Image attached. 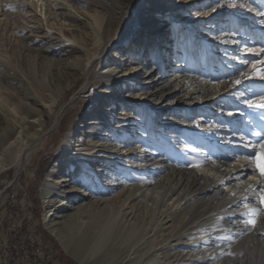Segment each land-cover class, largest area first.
I'll return each mask as SVG.
<instances>
[{
    "label": "bare ground",
    "instance_id": "obj_1",
    "mask_svg": "<svg viewBox=\"0 0 264 264\" xmlns=\"http://www.w3.org/2000/svg\"><path fill=\"white\" fill-rule=\"evenodd\" d=\"M54 1L31 0L27 6L38 14L34 15L35 20L40 21L42 17L47 21L46 18L54 16L55 23L49 19L47 28L78 46L73 50L72 60L54 68L56 82L69 81L63 88L51 84L48 69L52 64L47 63L49 65L44 67V59L35 61L32 58L24 64V77L11 65L0 62V175L29 161L43 141L44 128L60 93L68 91L99 60L101 72L97 84H102L106 90L111 85L128 88L129 103L147 109L144 124L148 131L151 129L153 140L166 137L170 143L176 144V139L182 138L181 129L194 135L195 140L188 148L186 142L181 148L177 145L184 158L176 161L180 164L170 165L169 161L154 156L155 152L149 151L150 155H145L144 145L133 150L124 146L125 151H122L119 143L112 144V139L124 129L119 123L111 124L105 131L100 130L102 125L94 120L87 124L92 125L87 131H72L58 147L57 159L46 172L41 187L45 229L59 242L63 251L80 264H85L86 259L107 245L109 248L104 250L98 264H264V213L256 218L254 228L246 223V213L264 208L260 201V194L264 191V179L261 178L264 149L254 150L250 146L249 149L255 152L253 159L238 154L248 146V139L244 137L243 146L238 145L236 140L241 141V135L235 133L237 126L251 112L246 102L250 101L249 95L243 92L245 95L236 98L237 90L255 88V83L264 81V15L259 16L256 9L245 10V14L233 13L227 5L223 9L224 2L218 5L220 0H157L152 5L149 0H59L57 4ZM207 2L217 7L208 13H192V19L185 18L184 25L189 41L193 40L191 35L197 29L210 32L209 38L202 33L199 41L211 53L214 64H226L221 66L224 65L231 77L218 84L187 75L186 69L193 61L187 63V67L181 66V53L175 49L174 32L182 15ZM63 4L90 21V26L78 25L75 18L53 12ZM21 7L26 5L21 3L17 8ZM146 15H150L149 21L143 20ZM218 16L224 18L216 25ZM226 19L234 20L237 27L248 30L247 34L251 32L252 39L245 35L220 33L228 28L230 22ZM152 20L155 22L151 23ZM167 21L171 23H165ZM204 21H210L209 26L200 29ZM169 26L172 37L168 38ZM26 29L12 28V32L21 35L16 39L18 51L44 42L24 39ZM214 29L221 31L215 35L211 33ZM249 39L252 42L259 39L262 43L254 45L250 41L248 48L239 43ZM152 47L160 56L151 60L155 64H149L142 71L140 61ZM235 47L238 52L232 55ZM113 48L125 53L124 61L120 62L122 69L117 73V64L110 58ZM171 52L174 61L166 79L172 82L157 84ZM47 53L59 54L55 50ZM12 56L9 55L8 60L18 63L21 55L12 53ZM243 64L248 67L245 73L241 72ZM234 80H240V84L233 85ZM256 93L253 91L252 95ZM101 95L109 94L105 91ZM227 99L233 104L230 111H223L222 104ZM251 101L259 103L260 97ZM181 110H185L190 118L194 117L193 123L186 121L183 125L176 120ZM222 136L226 141L233 140L223 144ZM215 147L217 152L205 156V149ZM169 152H166L168 159L171 158ZM134 157L138 162L133 166L118 163ZM227 157L230 162H226ZM193 164L202 167L194 168ZM121 166L127 172L126 180L129 178L135 182L131 188L130 185L124 187L126 183L116 179ZM245 196L247 201L243 199ZM145 209H149V215L138 217ZM117 219L122 222L114 232ZM153 222L155 226L151 230ZM80 227H83L82 235L76 238ZM155 229L160 231L151 234ZM225 236L231 239L221 238ZM196 245L200 246L201 259L193 257V252L190 254ZM228 252L232 255H225Z\"/></svg>",
    "mask_w": 264,
    "mask_h": 264
},
{
    "label": "rangeland",
    "instance_id": "obj_2",
    "mask_svg": "<svg viewBox=\"0 0 264 264\" xmlns=\"http://www.w3.org/2000/svg\"><path fill=\"white\" fill-rule=\"evenodd\" d=\"M156 2L157 0H149L150 5ZM222 2H224L223 9H225V5H227L229 6L230 10H232V12H235L236 14H245L246 12L244 11H249V8L256 9V11H258L259 13L264 12V0H235V7L231 6L233 0H220L218 5H220ZM0 3V62H5L9 66L11 65V67L16 70L21 77H24V74L22 72L24 70L23 68L25 67L24 64L31 61L32 58H34L35 61H42L44 59V67H47V65H49L47 63L52 64L51 68L48 69V79L50 83L56 85L59 88H63L69 81V79L66 81L62 80L60 82H56V77H54V68H59L60 66L67 64L70 60H72L71 58L74 55L73 50H75L78 46L75 43L64 38L60 33L47 28L46 22L49 19L51 23H55L54 16L46 18L48 19L47 21H44L42 17L40 21L35 20L33 17L35 14H38L30 11L31 8L29 6L31 0H0ZM21 3L25 4L26 7L17 8L21 5ZM54 3H60V1L56 0L54 1ZM241 4H245L247 6L241 7ZM215 6L216 5H213L212 2H207L204 5L196 6L193 10L187 11L185 15H182V21H178V29L176 30V32H174L176 46L175 49H178V51L181 53V66L185 67L187 63L193 61V64H190L191 66L186 69V74L191 76L195 75L200 79V81H206L210 84H218L221 81H228L231 78L229 77L228 72L223 68V66L226 64L221 63L224 64L222 66L221 64H214L215 62L212 59L213 57L211 56V53H208L205 50L204 46L200 43L199 36H201L202 33H206V31L202 30V32H200L199 29H197L196 33L191 35L192 37H194L193 40L189 41V33H186L184 22L185 18L187 17L189 18V20L192 19V13H196L198 15L205 12L208 13L211 12ZM67 8L66 5L63 4L62 7L59 6L58 10L55 9L53 12L56 14H64L75 18L77 20L76 24L78 25H81V23H85L86 26H90V21L85 20L84 17L80 16L72 8ZM238 10L239 12L237 13ZM17 12L18 14H16ZM7 14H15V17L11 18L10 15H8V17ZM258 15L261 16L260 14ZM149 18L150 15H146L143 20L149 21ZM221 18L223 19L224 17L218 16L216 18V20L218 19V21H216L218 22V24L216 25H219V22H221L222 20ZM226 21L228 22L229 19H226ZM153 22L155 21L152 20L151 23ZM160 22L162 21H159V23ZM168 22L169 24L171 23L170 21H167L165 23ZM209 22L210 21H204L200 29L209 26ZM229 22L230 23L228 25V28H225V30L220 33H228L229 35L234 36L239 35L240 37L247 36L248 38L250 37V39H252L253 36L251 35L253 34L250 35L251 32L247 34L248 30L243 31L241 28L237 27L234 20L231 21L230 19ZM18 25H23V27H17ZM65 25H68V23L66 22ZM24 27L27 28L26 32L23 33L22 36L24 39H27L28 41L37 40L44 42H41L40 45H29L25 48V50L21 49L20 51H18L19 48L17 47L16 39H18L21 35L17 33V31L12 32V28L14 30L16 28H18V30H22ZM195 28H193L194 32ZM218 31L221 30L214 29V32L211 33L217 35L219 33ZM209 33V31L206 33V37L209 35ZM169 37H172L170 26L168 27V38ZM250 39L248 41H240L239 43L243 44L244 48H248L247 44L251 41ZM251 43L254 45H260L262 42L259 39H255V41H251ZM189 49L191 50V53L189 52ZM236 49L237 47L234 48L232 55L238 52V50ZM48 50L58 51L59 54L48 55ZM12 53L21 55V57H19L18 59V63H12L8 60L7 57L9 55L13 58ZM123 53L124 51H119L117 49L115 50L113 48V51L110 54L111 60H113L117 64L116 73L121 71L122 69L120 62L124 61L125 53ZM155 53V47H152L150 53L146 54L144 56V59L142 58L143 60L140 61L141 66L139 65L142 71L146 70L149 64H155V61L151 60L155 58L157 60L160 56V53L158 55ZM172 56L173 52L169 54L165 70L160 75V80H158L157 84H171L172 81H168L166 78L169 74V68L173 66L171 65L174 61ZM126 63L127 62H125L124 65H126ZM153 68H156V66H153ZM247 69L248 67L243 64L241 72L245 73L247 72ZM99 72H101V61L98 60L95 62L93 67L85 73V75H82L80 79L77 80L78 82L76 81V83L72 85V87L68 91L60 93L55 110L53 111V113H51L44 128L43 141L32 153L29 161L18 169L12 167L0 175V264H33L26 262V257H28V252L31 253L32 251H34L35 247H31L28 241H24L19 238L21 233L25 231L26 225L31 226V232H26V235L31 234L32 237L37 236L40 233L41 235H46V237L55 246L58 257L66 261V264H80L77 260L73 259L67 253H65L59 242L45 229V226L43 224V214L45 213V206L41 199V187L44 183L46 172L57 159L58 147L62 143H64L65 140H67L69 133H71L72 131L78 129L80 133H83V131L85 132L89 127H92L91 124L87 125L89 121L93 122L94 120L95 122H100V124L102 125V129L100 128V130L105 131V128L110 126L111 124L119 123L124 128L123 131L120 132V134L125 136L121 137L122 135L119 134L118 137L112 139V144L119 143V147H121V149L125 146L126 149L130 150H133V148L136 146L144 145L146 147V153H144L145 155H150V153H148L149 151L155 152L154 156L159 157L158 159L160 160L164 159L169 161L170 165L180 164L181 162L176 161L183 160L184 158L182 152L177 149V145L179 148H181V144L184 142L187 143V148L193 145L195 140L193 138L194 135H190L185 131V129H181L180 136H182V138L178 137L176 139V144L170 143V141L167 140L166 137H159L160 139L153 140L151 138V129L148 131L147 127H145L144 124L146 121L147 109L142 105L129 103V101L127 100V96L130 95V90L128 88L120 89L119 85H116L115 87L111 85L106 90V88L103 87L102 84H97V76ZM119 75L120 74H117V76ZM263 83H255V88L246 87L243 89V91L237 90L236 98L239 97V93L243 92H245L246 95H249L250 101L257 97L261 98L262 96H264ZM105 91L106 94L109 95L104 97V95L101 94ZM253 91L257 92L255 96L252 95ZM35 97L37 99V96ZM236 102L240 101H237L236 99ZM260 102L261 100L259 101V103ZM231 104H233L231 103V100L227 99L222 104V109H224L223 111H230ZM40 105L43 107V102H41ZM119 113H124L125 115H119ZM129 116H131L132 119H127ZM262 116H264V109L251 108V112H249L245 117L247 121L244 122V119L237 126L235 131L236 135H241L240 138L245 137L248 139L246 143L248 146L241 150L238 149V154L240 153V155H246L248 159H253L255 157L254 150L256 148H258L260 151L262 150V148L264 149V147H262V145H264V118H262ZM192 118L194 119V117L190 118L189 116H187L185 110H181L176 120L178 122L181 121L183 125H186V121H188L190 124L193 123ZM109 119H113V121L110 122ZM168 121H171V119H168ZM254 133H257L258 135H255ZM224 136L226 135L224 134ZM224 136H222V143L224 142L223 144L229 142L230 140H233L232 138H230L229 141H226V137L228 138V136ZM80 137L83 138V136ZM240 140L241 141L236 140V142L238 145L243 146V142H245V139ZM250 146L254 148V150H250ZM216 147L215 149L212 148V150L211 148L205 149V156H208L209 152H217ZM167 150L171 151L169 152L171 157L169 159L167 158L168 155L166 154ZM122 151L125 150L122 149ZM224 154H226V152ZM230 161L231 159H228L227 157L226 162ZM137 162V157H134L130 158L129 160H125L124 162L123 160L119 161L118 163L122 166L130 167L133 166L132 164H136ZM122 166L120 173H117L118 175L116 179H120L121 183H126L124 187H128L130 185L131 188L132 185L135 184V182L130 181L131 179L129 178L128 180H126L127 172L123 170ZM184 167L188 166L184 164ZM103 180H105V178H103L102 181ZM67 184L68 183L64 185ZM99 188L104 189L101 187ZM150 204L152 203L150 202L149 205ZM36 209H38V211H36ZM141 211L142 212L139 213L140 215H138V217L149 215V209ZM59 215L62 214L60 213ZM121 222L122 221L119 219L116 220V224L113 229L114 232L118 225L121 224ZM154 226L155 222L152 223L151 230L154 228ZM82 229L83 227H80L78 229L76 238H79V236L82 235ZM159 231L160 230L155 229L151 234H157ZM33 232H35V234H32ZM196 246L197 248L191 250L190 254L193 252V257L197 256V259H201L202 252L199 249L200 246ZM107 248H109V245L105 246V249ZM105 249L93 253L91 258L86 259L85 264H98ZM41 254L43 257L50 259L46 251L44 252L42 250ZM57 255H52V257L56 264H60V259H57Z\"/></svg>",
    "mask_w": 264,
    "mask_h": 264
},
{
    "label": "snow or ice",
    "instance_id": "obj_3",
    "mask_svg": "<svg viewBox=\"0 0 264 264\" xmlns=\"http://www.w3.org/2000/svg\"><path fill=\"white\" fill-rule=\"evenodd\" d=\"M231 6L232 7H235L236 6L235 0H233ZM246 6L247 5H245V4H241V7H246ZM249 11H254V9L249 8ZM259 14L260 15H264V12H260ZM239 84H240V80H234L233 81V85H239ZM238 96H243V93H239ZM260 100H261L260 103H253L252 101H246V102L248 103V106L250 108L264 109V96H262L260 98ZM228 114L229 115H232L231 112H229ZM262 118H264V116H262ZM254 134L255 135H258L257 133H254ZM241 139H243V138H241ZM262 147H264V145H262ZM192 167H194V168H200V167H202V165H200V164H193ZM236 178L239 179V177H236ZM261 178L264 179V173H262ZM221 183H224V181H221ZM233 195H234V193H233ZM243 199L245 201H247L248 198H247V196H245ZM260 201H261L262 204H264V191H262L261 194H260ZM244 206L247 207V203H245ZM261 213H264V208H261L259 211H257V210L254 209V210L246 213V215L248 217V219L246 220V223L248 225H250L251 227L254 228L256 226V218ZM214 230H216V229H214ZM262 235H264V234H262ZM221 238L222 239H227V240H230L231 239L230 236H225V237H221ZM225 255H232V253L231 252H228V253H225Z\"/></svg>",
    "mask_w": 264,
    "mask_h": 264
},
{
    "label": "built area",
    "instance_id": "obj_4",
    "mask_svg": "<svg viewBox=\"0 0 264 264\" xmlns=\"http://www.w3.org/2000/svg\"><path fill=\"white\" fill-rule=\"evenodd\" d=\"M31 226L26 225V229L23 233H21L20 235V239L24 240V241H28L29 245L31 247H35L34 251H32L31 253L28 252V257H26L28 263H33V264H54V260L52 257V254H50L48 251V258H45L42 256L41 252H42V246H41V240L39 238V234L37 236H33L31 234L26 235V232H31L30 231ZM32 234H35V232H33Z\"/></svg>",
    "mask_w": 264,
    "mask_h": 264
},
{
    "label": "crops",
    "instance_id": "obj_5",
    "mask_svg": "<svg viewBox=\"0 0 264 264\" xmlns=\"http://www.w3.org/2000/svg\"><path fill=\"white\" fill-rule=\"evenodd\" d=\"M40 232V231H39ZM39 238L41 240V246H42V250L48 251L49 253H52V255L56 256L57 255V251L55 249V246L52 244V242L46 237V235L41 233L39 234ZM57 259H60V264H66V261H64L63 259L59 258L57 255Z\"/></svg>",
    "mask_w": 264,
    "mask_h": 264
},
{
    "label": "trees",
    "instance_id": "obj_6",
    "mask_svg": "<svg viewBox=\"0 0 264 264\" xmlns=\"http://www.w3.org/2000/svg\"><path fill=\"white\" fill-rule=\"evenodd\" d=\"M36 211H38V209H36Z\"/></svg>",
    "mask_w": 264,
    "mask_h": 264
}]
</instances>
